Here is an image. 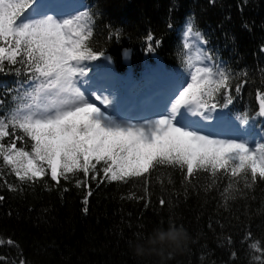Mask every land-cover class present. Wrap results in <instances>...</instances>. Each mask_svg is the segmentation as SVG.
<instances>
[{"label": "trees", "instance_id": "trees-1", "mask_svg": "<svg viewBox=\"0 0 264 264\" xmlns=\"http://www.w3.org/2000/svg\"><path fill=\"white\" fill-rule=\"evenodd\" d=\"M82 1L79 12L87 9L92 16L88 45L109 53L124 73L148 69L154 74L177 73L184 80L190 60L182 30L191 23L208 41L204 50L212 52L231 77L233 104L213 109V117L218 109L227 108L237 119L251 113L261 120L256 113L257 92L264 90V0ZM116 32L119 39H110ZM148 34L161 41L154 45L155 51L147 48ZM125 48L132 51L129 64L122 59ZM86 63L91 69L104 64L102 57ZM25 75L0 73V97L5 86L23 83ZM152 78L143 76L142 83ZM237 83L242 85L239 93ZM16 103L8 97V103L0 105V115ZM250 127L258 132L261 124ZM17 146L30 151L25 141ZM102 168L98 164L99 171L87 177L77 171L57 181L49 170L45 177L21 184L0 157V170L5 173L0 177V196H4L0 261L15 264L23 257L28 264H138L129 242L171 222L187 229L191 238L182 251L168 256L166 264H259L250 254L254 241L246 240L249 232L256 241L264 240V184L245 188L242 180L233 182L226 194L230 177L223 172L213 177L201 169L187 177L178 167L159 165L142 176L111 181ZM76 179L82 183L77 185ZM5 180L17 190L8 189Z\"/></svg>", "mask_w": 264, "mask_h": 264}, {"label": "snow or ice", "instance_id": "snow-or-ice-1", "mask_svg": "<svg viewBox=\"0 0 264 264\" xmlns=\"http://www.w3.org/2000/svg\"><path fill=\"white\" fill-rule=\"evenodd\" d=\"M67 9L68 5L46 0H0V73L26 74L23 83L5 86L0 97V105H6L8 97L17 102L14 109L0 115V157L21 184L35 182L49 170L54 181L60 177L67 180L68 174L77 171L87 177L99 171L98 164L103 165L105 178L111 181H125L168 165L185 171L187 177L201 169L213 177L223 172L230 177L226 194L233 182L242 180L245 188L257 182L264 184V143L243 138L260 135L264 141V90L257 92L256 115L261 120L248 113L242 118L246 128L238 129L241 134L232 138H218L219 133L214 131L205 134V129L213 128L206 123L214 119L213 109L233 104L230 73L216 62L212 52L200 48L205 66L196 67L191 83L185 78L186 87L173 85L174 90L170 88L168 94H149L137 103L135 94L109 64L97 65L94 75L88 76L91 68L87 61L112 57L88 45L92 16L87 9L83 13L77 6ZM192 31L189 23L187 32ZM119 36L116 32L109 38ZM196 36L207 45L201 33L196 32ZM147 41L149 51H155L154 45L161 43L151 34ZM184 47L191 48L188 44ZM124 52L127 56L128 50ZM241 87L237 83L235 91L239 93ZM53 94L54 101L45 107L43 97ZM34 99L39 102L33 103ZM146 115L156 118L147 119ZM128 116L131 119L120 118ZM257 123L261 124L259 133L250 127ZM18 141L30 143V151L18 147ZM4 175L0 170V177ZM4 183L8 189L17 190V185L7 180ZM75 183L80 185L82 181L76 179ZM164 203L161 199L160 204ZM84 204L83 211L87 212V195ZM248 240L254 241L250 253L253 260L264 264V240L256 241L251 232ZM15 264L28 261L21 257Z\"/></svg>", "mask_w": 264, "mask_h": 264}, {"label": "clouds", "instance_id": "clouds-1", "mask_svg": "<svg viewBox=\"0 0 264 264\" xmlns=\"http://www.w3.org/2000/svg\"><path fill=\"white\" fill-rule=\"evenodd\" d=\"M183 226L156 225L152 230L129 242L132 255L138 264H166L171 254L182 251L190 240Z\"/></svg>", "mask_w": 264, "mask_h": 264}, {"label": "rangeland", "instance_id": "rangeland-1", "mask_svg": "<svg viewBox=\"0 0 264 264\" xmlns=\"http://www.w3.org/2000/svg\"><path fill=\"white\" fill-rule=\"evenodd\" d=\"M54 2H55V3H61V4H64V5H68V6H69V9H67V10H70V8L73 6L72 4H70V3H68V2H61L60 0H54ZM72 14H73V12H72ZM66 18H67V17H66ZM187 39H188V42H189V43H191V42L194 41V38H193L192 35H190V38H187ZM192 71H193V70H192V67H191V68H190V72H192ZM194 72H195V71H194ZM194 72H193V73H194ZM94 73H95V72H94ZM94 73L88 74V76H89V77H92V76L94 75ZM81 80H82V82H83V78H81ZM122 80H123V79H122ZM82 82H81V83H82ZM86 86H87V85H86ZM82 90H83V89H82ZM153 91H154V90H152L150 94H152ZM97 94L99 95L100 93H97ZM164 95H165V93L161 92V94H160L159 96H164ZM140 96H141V94L138 96V98H139ZM155 96H158V95H155ZM138 98H134L135 101H136L137 103H139V102L142 100V99L139 100ZM54 99H55V94H53V96H46V97H43V102H44V104H45V107H46L47 105L51 104V103L54 101ZM36 102H39V101L34 99L33 103H36ZM93 102H96V103L100 106L99 102L95 101L94 98H93ZM173 102H174V100H173ZM168 107L170 108V105H168ZM120 118H121V117H120ZM145 118H147V119H155L156 117H155V116L146 115ZM133 123H136V122H133ZM205 131H213V129H212V128L209 129V130L205 129ZM224 138H226V137H224ZM224 138H221V139H224Z\"/></svg>", "mask_w": 264, "mask_h": 264}, {"label": "water", "instance_id": "water-1", "mask_svg": "<svg viewBox=\"0 0 264 264\" xmlns=\"http://www.w3.org/2000/svg\"><path fill=\"white\" fill-rule=\"evenodd\" d=\"M124 50H128V54H127V56H125V52H124ZM124 50L122 51V55H123L124 60H125L126 62H128L129 59H130V57H131V51H130L129 49H124ZM105 60H106V59H105ZM106 62H107L110 66H112V62H111V60H106Z\"/></svg>", "mask_w": 264, "mask_h": 264}]
</instances>
